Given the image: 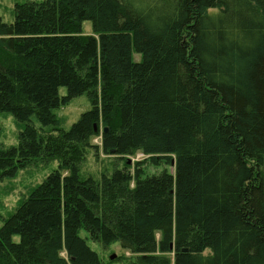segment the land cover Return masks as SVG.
<instances>
[{"label": "trees", "instance_id": "obj_1", "mask_svg": "<svg viewBox=\"0 0 264 264\" xmlns=\"http://www.w3.org/2000/svg\"><path fill=\"white\" fill-rule=\"evenodd\" d=\"M0 112L22 125L0 181L59 161L0 227V264H102L88 239L130 264H264V0L18 3L0 15ZM101 126L104 153L175 172L83 176Z\"/></svg>", "mask_w": 264, "mask_h": 264}, {"label": "rangeland", "instance_id": "obj_2", "mask_svg": "<svg viewBox=\"0 0 264 264\" xmlns=\"http://www.w3.org/2000/svg\"><path fill=\"white\" fill-rule=\"evenodd\" d=\"M26 1H42V0H0V15L7 23H12L15 20V7L18 3ZM84 34H92L91 21H85L83 25ZM135 61L141 60V55L136 51L133 52ZM61 94H67L66 88L61 89ZM91 108V102L87 95L75 97L72 102L62 107L59 115L63 117V126L69 129L80 116ZM22 129L15 117L8 112H0V147L15 146L19 142V133ZM92 138V143L98 145V149H91L87 158L82 164V175L101 178L103 174H112L116 168H126L132 174L142 172L141 176H150L160 173L163 170H168L174 173L175 168L164 161L158 163L145 155L142 151H133L132 153L119 156L116 154H106L102 149V132ZM59 166L58 160L47 162H38L35 165L18 170L15 176L6 177L0 181V227L15 210L28 198L33 189L42 184L48 176L54 172ZM65 171L64 174H67ZM131 186H135V181H131ZM81 235L88 236L85 230H82ZM15 240L19 237L15 236ZM90 247L96 251L102 264H130L134 260L131 252L125 250L119 242L113 243L110 246H105L99 242L88 239ZM115 255V258L112 256Z\"/></svg>", "mask_w": 264, "mask_h": 264}, {"label": "water", "instance_id": "obj_3", "mask_svg": "<svg viewBox=\"0 0 264 264\" xmlns=\"http://www.w3.org/2000/svg\"><path fill=\"white\" fill-rule=\"evenodd\" d=\"M105 131H108V129L106 128ZM173 163H175V161H173ZM112 258H115V255H113Z\"/></svg>", "mask_w": 264, "mask_h": 264}]
</instances>
